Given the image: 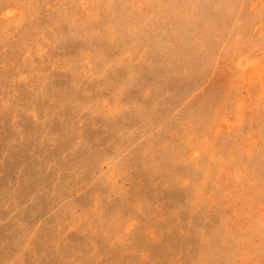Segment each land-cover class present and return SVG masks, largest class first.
<instances>
[{
  "label": "rangeland",
  "instance_id": "1",
  "mask_svg": "<svg viewBox=\"0 0 264 264\" xmlns=\"http://www.w3.org/2000/svg\"><path fill=\"white\" fill-rule=\"evenodd\" d=\"M0 264H264V0H0Z\"/></svg>",
  "mask_w": 264,
  "mask_h": 264
},
{
  "label": "bare ground",
  "instance_id": "2",
  "mask_svg": "<svg viewBox=\"0 0 264 264\" xmlns=\"http://www.w3.org/2000/svg\"><path fill=\"white\" fill-rule=\"evenodd\" d=\"M113 1V0H112ZM208 73V72H207ZM254 82V81H253Z\"/></svg>",
  "mask_w": 264,
  "mask_h": 264
}]
</instances>
